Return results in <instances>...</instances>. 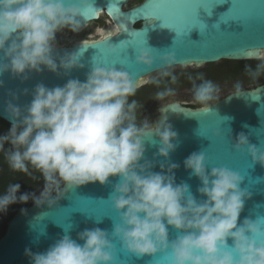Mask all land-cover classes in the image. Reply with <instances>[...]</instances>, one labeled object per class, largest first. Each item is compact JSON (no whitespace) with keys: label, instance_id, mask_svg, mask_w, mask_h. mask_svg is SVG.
<instances>
[{"label":"clouds","instance_id":"obj_1","mask_svg":"<svg viewBox=\"0 0 264 264\" xmlns=\"http://www.w3.org/2000/svg\"><path fill=\"white\" fill-rule=\"evenodd\" d=\"M92 8L94 0H0V76L10 73L26 81L32 73L47 70L67 77L63 86L37 84L31 102L23 107L11 100L7 103L11 128L0 135V152L13 172L34 180L33 172L38 173L44 184L39 195H18L21 185L9 184L0 193V214L29 200L37 207L55 208L69 193L99 183L111 187L109 198L118 216L111 231L85 228L74 239L70 226L47 251L26 249L30 264H118L116 242L120 251L137 258L163 255L170 264H264V215L241 221L251 193L241 187L243 177L238 172L226 166L210 168L203 152L192 153L183 163L189 179L200 181L198 198L187 181L177 183L179 164L172 162L171 154L179 141L172 125L166 118L156 122L147 116L138 122L139 105L130 101L138 81L128 71L93 63L85 81L71 78L73 71L84 68L83 52L60 55L57 34L66 29L82 31L84 14ZM97 31L99 41L108 44L110 38ZM107 51L116 53L117 47L108 44ZM159 59L164 66L152 82L159 86L161 79L170 78L175 84V53ZM156 60L151 48L140 50L136 58L147 68ZM262 72L264 62L255 70L247 69L252 79ZM189 79L194 100L203 112H211L219 86L202 73ZM234 88L227 99L247 94L240 82ZM174 94L166 87L156 99ZM149 145L158 146L152 159L146 156ZM234 148L246 151L253 165L264 167V148L251 144L244 133L238 135ZM170 230L177 234L174 239Z\"/></svg>","mask_w":264,"mask_h":264},{"label":"water","instance_id":"obj_2","mask_svg":"<svg viewBox=\"0 0 264 264\" xmlns=\"http://www.w3.org/2000/svg\"><path fill=\"white\" fill-rule=\"evenodd\" d=\"M133 0H121L120 10L128 16H135L142 11L149 0L130 7ZM113 0H94V8L98 14L84 17L82 31L88 28L93 22H97L107 16L110 25L116 28L108 31L112 33L108 44L117 47L116 53L105 51L110 63H99L102 66L123 67L128 73L138 81L140 89L149 76L157 73L158 69L164 65L159 57L175 53L177 65L175 67L195 66L201 68L209 64H218L222 61H251L264 59V22L259 18L264 9V0H161V8L170 15L173 25L170 28L162 27L161 20H148L138 17L135 21L129 22V31H143L137 33L140 39L135 47L127 48V58L125 59L120 48V41L131 39L128 33H123L117 27L116 17L108 12L109 5ZM223 3V4H217ZM201 4H216L209 15L205 9H198L200 21L207 25L200 28L196 10ZM145 5V6H144ZM231 5H235L233 8ZM256 5L257 20L252 30L241 39L235 41V46L249 48L255 55H235L225 48L229 37L226 33H239L243 31V25L236 21L223 23V20L233 13H241L246 6ZM141 7L140 9H137ZM86 13V12H85ZM192 13L187 23H180V15ZM196 27V28H194ZM193 28V29H192ZM200 29V30H199ZM108 33L106 35H108ZM99 39L85 42H70L69 44L58 45V52L63 55L65 52L82 51L81 63L83 69L73 71L71 78L86 80L87 73L93 63H97L94 57L99 50H107L108 44L87 47ZM151 48L156 63L152 68H147L136 62L139 51ZM0 61L3 57L0 56ZM123 61V62H121ZM3 87H0V120L11 125L6 114L7 103L11 100L19 106L31 102V92L39 83L52 88L63 86L67 82V77H58L45 70L41 74L32 73L26 81L12 78L10 73L0 76ZM25 90L28 94L25 95ZM247 93L243 97L229 98L231 93L225 98L211 104L213 110L209 113H202L201 108H191L178 101L162 104L156 114L155 121L159 122L166 118V122L171 124L178 133V146L171 154V160L179 164L176 171L177 183L187 181L194 194L200 181L196 177L189 179V172L184 168V160L192 153L203 152L211 167L226 166L238 172L243 177L242 188L251 193V199L246 200L245 209L241 214V221L245 217L255 218L256 215H264V167L259 164L253 165L251 157L247 152H238L234 148L236 138L240 133H244L251 144L264 148V85L254 90H244ZM15 94L19 100H13ZM180 113L176 114L175 112ZM228 119H224V118ZM221 133L220 137L214 135ZM158 146H148L146 156L152 159L157 152ZM159 167L155 171H159ZM110 186L89 184L69 193L61 199L55 208L47 205L37 207L33 203L29 207L21 208L8 222L5 234L0 238V264H30L29 257L25 254L26 249H31L33 253L45 252L58 239L65 235V228H70V234L75 239L77 234L85 228L99 227L111 231L113 222H118L117 213L109 198ZM26 210V212H22ZM46 213V215H43ZM100 220V222H97ZM176 232L170 230L172 239L176 237ZM118 249V264H170V261L163 255L155 257L137 258L131 254L120 251L119 242H116Z\"/></svg>","mask_w":264,"mask_h":264},{"label":"trees","instance_id":"obj_3","mask_svg":"<svg viewBox=\"0 0 264 264\" xmlns=\"http://www.w3.org/2000/svg\"><path fill=\"white\" fill-rule=\"evenodd\" d=\"M143 0H134L130 7L141 3ZM264 62L263 60H251V61H222L218 64H209L204 68L197 69L195 71H177L174 72L176 75V83H171L170 78L161 79V83L157 86L152 81L145 86H142L137 90V93L134 97H131V100H136L139 107L137 109V119L138 122L142 121L144 110L146 106L156 100V93L161 91L166 87H171L174 89V93L182 89L192 87V80L189 77L195 78L198 74L202 73L205 79L211 80L214 83L224 81V80H233L234 85L237 82L242 84L243 90L249 88L254 90L257 87L264 85V72H262L256 79H252L248 73L247 69L251 68L256 69L257 65ZM159 78V77H158ZM231 94V93H230ZM229 95V94H228ZM226 95V96H228ZM225 96V97H226ZM222 97L215 102L225 98ZM214 102V103H215ZM213 104V103H211ZM186 106L191 108H201L202 106L198 103L186 104ZM11 128V125L0 120V135H4ZM8 146L6 145V148ZM33 175L37 179H32L25 173L13 172L9 167L4 158V154L0 152V193H3L9 184L19 183L21 185L20 193H33L39 189L43 184L42 177H39L38 173L33 172ZM34 202L29 200L28 203H16L11 205L8 208L6 214H0V217L3 221L0 222V238L5 234L8 222L13 218V216L23 207H29Z\"/></svg>","mask_w":264,"mask_h":264},{"label":"snow or ice","instance_id":"obj_4","mask_svg":"<svg viewBox=\"0 0 264 264\" xmlns=\"http://www.w3.org/2000/svg\"><path fill=\"white\" fill-rule=\"evenodd\" d=\"M120 2L121 0H113V2L108 7V12L110 15L116 17L117 27L123 33H128L131 36V39H126L120 41V48L123 53L124 58H127V48L129 46L135 47L136 42L140 39V37L136 36L137 33H146V29L143 31H129V22L135 21L138 17H143L147 23L148 20H161L163 21L162 27L170 28L173 25V21L170 18V15L162 10L161 8V0H149L147 7H145L142 11L136 13L135 16H128L121 12L120 10ZM220 4V3H217ZM144 5V6H145ZM216 6V4H201L198 6L196 10V18L200 28L207 27L206 24L202 23L198 17V9L203 8L205 11L208 12L209 15L212 14V9ZM231 7L235 8V5H231ZM256 5H249L246 6L245 10L241 13H233L231 16L226 17L223 20V23H228L229 21H236L243 25V31L239 33H226L229 37L228 42L225 44V48L235 55H255V52L249 51V48H242L235 46V41L241 39L243 36L247 35L253 28L256 20H257V13H256ZM141 7L137 8L140 9ZM264 9V6H261ZM98 14V10L96 8H92L84 14L85 17L94 16ZM192 13L181 14L180 15V23L184 24L187 23L188 20L191 18ZM259 18L262 22H264V11H261ZM112 35L111 32L108 33V37ZM104 44L101 41L93 42L91 45H85L84 48L87 47H96L97 45ZM107 51L104 49L99 50V53L94 57L97 63H105L108 64L112 61L103 53ZM123 62V61H121ZM202 113H205L202 111Z\"/></svg>","mask_w":264,"mask_h":264},{"label":"rangeland","instance_id":"obj_5","mask_svg":"<svg viewBox=\"0 0 264 264\" xmlns=\"http://www.w3.org/2000/svg\"><path fill=\"white\" fill-rule=\"evenodd\" d=\"M134 1V0H133ZM133 1L131 2V4L133 3ZM111 25L108 21L107 16H103V18L97 22H93L88 28H86L83 32L81 33H72L69 30H64L61 33L57 34V45H61V44H65L66 41L65 40H69L72 39L73 37H76L77 35L80 36H85V35H89L90 39L88 40H95V39H99V33H98V29L103 30V32L105 34L108 33V31L111 29ZM206 66V65H205ZM205 66H202L201 68H204ZM197 68L195 66H190V67H174L173 71L177 72V71H195ZM159 77V73H154L151 76H149L148 80L145 82V85H147L148 83H150L151 81H153L154 79ZM200 81H197V83H199ZM215 84H217L220 88V92L218 93L217 99H214L211 103H214L216 100L225 97L226 95L235 92V88H234V81L233 80H224V81H220V82H216ZM244 90H250L249 88L244 89ZM193 88L189 87V88H185L182 89L178 92H175L174 95L172 96H168L165 97L163 100L157 101V99L155 101H153L152 103L148 104L144 110V114L142 119L147 116L149 117L151 120L155 121L156 118V114H157V110L158 108L165 103L168 102H172V101H178L184 104H194L197 103L194 98H193ZM131 99V98H130ZM43 189V185L37 189L34 193H36V195H39V191ZM3 221V219L0 217V222Z\"/></svg>","mask_w":264,"mask_h":264},{"label":"flooded vegetation","instance_id":"obj_6","mask_svg":"<svg viewBox=\"0 0 264 264\" xmlns=\"http://www.w3.org/2000/svg\"><path fill=\"white\" fill-rule=\"evenodd\" d=\"M88 39H90L89 35H85V36L77 35L76 37H73L72 39H69V40L67 39L65 41H66V44H69L70 42H73V43L85 42V41H88ZM182 104H184V103H182Z\"/></svg>","mask_w":264,"mask_h":264},{"label":"bare ground","instance_id":"obj_7","mask_svg":"<svg viewBox=\"0 0 264 264\" xmlns=\"http://www.w3.org/2000/svg\"><path fill=\"white\" fill-rule=\"evenodd\" d=\"M111 26H112L111 29H113L114 32H116L117 31L116 28L113 25H111Z\"/></svg>","mask_w":264,"mask_h":264}]
</instances>
